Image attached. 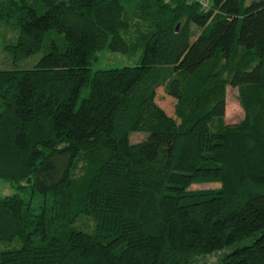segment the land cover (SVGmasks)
<instances>
[{
  "label": "trees",
  "instance_id": "obj_1",
  "mask_svg": "<svg viewBox=\"0 0 264 264\" xmlns=\"http://www.w3.org/2000/svg\"><path fill=\"white\" fill-rule=\"evenodd\" d=\"M244 2L0 0V180L27 191L0 195V264H264V0ZM101 48L140 54L91 70Z\"/></svg>",
  "mask_w": 264,
  "mask_h": 264
},
{
  "label": "rangeland",
  "instance_id": "obj_2",
  "mask_svg": "<svg viewBox=\"0 0 264 264\" xmlns=\"http://www.w3.org/2000/svg\"><path fill=\"white\" fill-rule=\"evenodd\" d=\"M211 0H205L208 4ZM252 0H245V4L249 3ZM140 50H137L133 55H126L118 52L109 51L107 48H101L95 52V59L90 64V69H106L120 67L123 65H134L137 63ZM41 56V53H35L29 56L27 59L21 61L17 64V68H29L31 67L36 60ZM0 66H6V60L4 57L0 58ZM88 92V87L84 86L80 89L78 100L86 96ZM155 101L159 107H161L166 114L172 116L174 99L164 93L161 87L156 88ZM242 110L237 101V92L234 87L227 86L225 88V99H224V115L223 120L226 124H233L238 122L242 118ZM147 133L143 131H130L128 133V142L136 143L142 141L146 138ZM218 183L216 182H206V183H196L190 186V189H201V188H214L217 187ZM12 193H18L20 197L26 199L27 191L18 189L15 184H10L8 182L0 180V195H8ZM40 196H34L31 199V205L36 206L40 201ZM88 229V228H87ZM18 247V242L13 240L12 242H1L0 241V251L12 249ZM228 249L221 251H216L210 255H205L198 257L190 262L194 264L196 262H201L203 264H216L219 256L226 252Z\"/></svg>",
  "mask_w": 264,
  "mask_h": 264
},
{
  "label": "built area",
  "instance_id": "obj_3",
  "mask_svg": "<svg viewBox=\"0 0 264 264\" xmlns=\"http://www.w3.org/2000/svg\"><path fill=\"white\" fill-rule=\"evenodd\" d=\"M191 1H198L199 4H200L203 8L206 7V2H205V0H191Z\"/></svg>",
  "mask_w": 264,
  "mask_h": 264
}]
</instances>
